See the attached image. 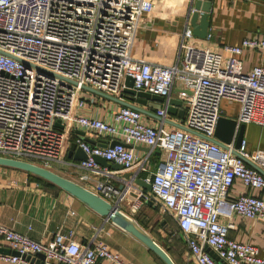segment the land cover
Returning a JSON list of instances; mask_svg holds the SVG:
<instances>
[{
	"label": "built area",
	"instance_id": "1",
	"mask_svg": "<svg viewBox=\"0 0 264 264\" xmlns=\"http://www.w3.org/2000/svg\"><path fill=\"white\" fill-rule=\"evenodd\" d=\"M154 8L153 0H0V157L52 170L77 130L118 142L103 148L74 140L87 155L79 166L90 173L82 180L95 182L89 190L109 202H122L131 191L129 184L122 190L111 184L113 172L96 158L145 172L152 190L135 193L133 212L151 202L169 213L197 264H220L207 249L223 264H264L256 247L229 238L233 224L220 222L237 215L264 224V174L258 170L264 172V150L249 152L244 139L239 148L236 139L227 149L215 142L224 100L240 105L238 126H264V66L244 72L240 59L246 50L264 53V40L226 45V58L194 47L190 8L183 12L187 25L173 65L135 58L137 31ZM127 77L136 92L165 98L157 113L162 119L179 84L185 129L147 126L141 112L124 106L110 121L81 114L89 102L84 87L120 98ZM135 146L148 148L149 155L140 158ZM156 151L165 157L150 172L146 163ZM238 181L259 194L231 199ZM0 249L10 252H0V264L37 258L36 264H130L103 243L83 245L61 232L42 243L1 223Z\"/></svg>",
	"mask_w": 264,
	"mask_h": 264
},
{
	"label": "crops",
	"instance_id": "2",
	"mask_svg": "<svg viewBox=\"0 0 264 264\" xmlns=\"http://www.w3.org/2000/svg\"><path fill=\"white\" fill-rule=\"evenodd\" d=\"M153 1L155 3L154 11L141 21V26L135 37L132 56L156 64L173 65L178 54L181 35L187 25V18L183 12L192 8V0ZM209 34L211 37L206 39L194 36L189 44L197 48L211 49L226 58L228 55L223 50L226 45H240L244 39L251 37L264 40V0H213ZM240 59L245 72L256 66H264V53L246 50ZM179 90V84H175L171 98L179 100ZM84 96L89 102L81 114L91 118L110 121L121 107V105L93 93L85 91ZM132 103L149 112L148 115L143 114L147 126H163L165 130L179 129L176 125L183 126L185 116L182 118L179 113L167 114L165 119L160 118L155 107L157 105H154L157 103ZM221 107L223 117L236 120L240 112L238 103L224 100ZM241 126H238L237 134ZM243 127V139L247 142V150L249 152L264 150V126L248 124ZM79 137L78 134L73 133L66 146L63 162L55 163L52 171L85 188L93 189L95 182L82 180L83 176L90 175V173L80 168L81 162L74 160L76 153L69 155L71 143ZM86 137L92 140L98 139L94 134H86ZM134 150L140 158H146L150 153V150L144 146H135ZM164 157L165 155L161 151L151 154L146 163L148 171L153 172L157 163ZM100 165L108 167L113 172L110 182L117 189L121 190V187H125L126 184L131 185L130 195L126 197L127 202H120L117 198L112 203L116 204L124 214L136 219L141 227H145L146 217L152 216L158 211L166 226H168V220L175 226L172 231L168 229L164 231L166 245L157 239L154 240L167 251L175 264H197L190 254L186 241L177 233L178 228L169 213L148 203L141 209V216L133 212L131 204L136 198L135 193L141 187L136 184V181H128L125 176L137 174V180H139L143 179L146 173H139L137 170H115L112 166ZM243 194L258 195L259 192L243 186L238 181L229 197L235 199ZM220 222L234 225V228L229 232L230 239L256 247L260 257L264 258V224L262 222L237 215L232 218L221 217ZM0 223L38 242H50L58 232H61L68 239L83 245L92 246L103 243L113 253L118 254L130 264H163L153 253L125 231L111 221L107 222L60 188L41 183L35 176L25 171L3 166H0ZM175 233L177 235H174ZM38 261V258L34 259L33 263L36 264ZM98 264L110 263L99 259Z\"/></svg>",
	"mask_w": 264,
	"mask_h": 264
},
{
	"label": "water",
	"instance_id": "3",
	"mask_svg": "<svg viewBox=\"0 0 264 264\" xmlns=\"http://www.w3.org/2000/svg\"><path fill=\"white\" fill-rule=\"evenodd\" d=\"M212 1L213 0H192L191 9L193 10V12L190 15L189 21L193 29V34L197 38L206 39L209 34ZM133 85V78L127 77L125 81V88L120 98L109 96L107 94L93 90L89 87H84V90L96 94L100 97L106 98L110 101H113L121 106L137 110L145 115H148L149 112L135 106L132 102H138L141 104L154 102L157 103L154 105H157L155 107L158 111L164 109L165 98L160 96H154L144 92H136L133 88ZM182 108V101L177 100L176 98H171L168 103L167 113L170 115H175L179 113V115L184 118L185 110H183L184 108ZM57 126L59 128H62L59 123L57 124ZM243 126L244 125L240 127L237 134L238 125L236 120L221 117L216 132V138L218 139V141L215 142L218 143L222 148L227 149V145L232 144L234 139H236L235 147L239 148L244 138ZM176 127L179 129H185L182 125H176ZM75 133L78 134L80 138L84 139L86 142L93 146L107 148L114 147L116 144H118V142L110 143L106 139H89L86 137V134L83 131L77 130L75 131ZM73 153H76V156L74 157L75 161L82 162L87 159V155L75 142L71 143L70 145L69 155L71 156ZM234 153L235 155H237L235 151ZM96 161L105 166H112L115 170H124L123 166L118 164H110L109 162L101 158H96ZM0 166L25 171L33 176H36L42 180L49 182L50 184H53L54 186L60 188L61 190L69 194L71 197L77 199L85 206L93 210L95 213L103 217L107 222L111 221L114 225L125 231L127 234L137 240L140 244H142L148 251L156 255L164 264H175L173 259L167 253V251L163 247H161L146 230L140 227V225L134 219L120 211L119 207L116 204L105 200L98 194L77 184L76 182L56 174L52 170L45 169L29 162L0 157ZM256 169L258 168L256 167ZM258 170L262 174H264L262 170ZM132 176L133 174H127L125 178L127 180H130ZM136 184L147 192H151L152 190L151 185L146 183L143 179L136 180ZM122 189L123 186L121 187V190ZM148 204L152 205L151 202H149ZM207 251L213 256V258H215V260H217L220 264H223V262L218 258V256L214 252H212L210 249H207ZM0 252L10 253L8 250L4 249H0ZM39 257L44 259L43 255H40Z\"/></svg>",
	"mask_w": 264,
	"mask_h": 264
},
{
	"label": "rangeland",
	"instance_id": "4",
	"mask_svg": "<svg viewBox=\"0 0 264 264\" xmlns=\"http://www.w3.org/2000/svg\"><path fill=\"white\" fill-rule=\"evenodd\" d=\"M44 184H47V183L44 182ZM140 210L136 213V215L137 214L140 215V216L142 215V213H141L142 210L141 211ZM132 219H134V218H132ZM134 220L137 222L136 219H134ZM162 221H163V219L160 218L159 212L157 211L152 216H148V217L145 218L144 222H146L145 223V227L146 228L144 226H142V228L144 227L143 229L148 231V233H150V235L154 239H157L158 241H160V242H162L163 244L166 245L167 244V240L165 239L166 238V233L164 231H165V229H168L169 231H172L173 230V226H175V225L170 220H168V223H167L168 226H166ZM177 233H175L174 235H177Z\"/></svg>",
	"mask_w": 264,
	"mask_h": 264
},
{
	"label": "trees",
	"instance_id": "5",
	"mask_svg": "<svg viewBox=\"0 0 264 264\" xmlns=\"http://www.w3.org/2000/svg\"><path fill=\"white\" fill-rule=\"evenodd\" d=\"M36 177V176H35ZM37 178V180L39 181V182H41V183H47L46 185H50V186H54L53 184H50L49 182H47V181H45V180H42V179H40V178H38V177H36ZM56 187V186H55ZM177 232L179 233V230H177ZM154 255V254H153ZM156 256V255H155ZM157 257V256H156ZM158 258V257H157ZM159 259V258H158ZM160 260V259H159ZM161 261V260H160ZM162 262V261H161ZM163 263V262H162ZM164 264V263H163Z\"/></svg>",
	"mask_w": 264,
	"mask_h": 264
},
{
	"label": "bare ground",
	"instance_id": "6",
	"mask_svg": "<svg viewBox=\"0 0 264 264\" xmlns=\"http://www.w3.org/2000/svg\"><path fill=\"white\" fill-rule=\"evenodd\" d=\"M122 202H127L126 199H124Z\"/></svg>",
	"mask_w": 264,
	"mask_h": 264
}]
</instances>
